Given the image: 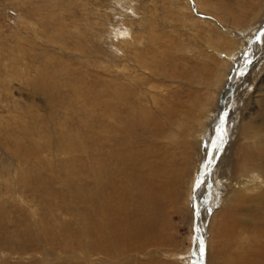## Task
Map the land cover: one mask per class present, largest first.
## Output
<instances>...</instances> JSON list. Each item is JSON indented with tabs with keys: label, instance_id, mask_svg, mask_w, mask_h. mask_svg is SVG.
<instances>
[{
	"label": "rangeland",
	"instance_id": "obj_1",
	"mask_svg": "<svg viewBox=\"0 0 264 264\" xmlns=\"http://www.w3.org/2000/svg\"><path fill=\"white\" fill-rule=\"evenodd\" d=\"M141 48L151 56L152 69L157 67L155 83L181 87L169 97L172 106L182 95L187 101L182 110L189 113L199 98L207 104L205 110L210 108L211 117L206 115L210 124L194 134L203 148L208 146L206 157L193 167L170 166L174 178L164 185L167 192L162 193L165 201L160 199L164 205L156 228L138 242L146 245V253L151 251L148 259L158 264H264L253 255L258 238L252 231L248 236L234 234L236 215L243 220L235 232L247 231L242 227L264 204L257 210V199L244 197L224 211V198L245 191L231 187L227 194L221 167L209 164L213 156L209 148L219 147L216 139L223 135L227 142L232 140L241 113L249 121L264 106V0H0V264L83 262L68 258L70 252L65 251L84 256L87 228L97 227L102 220L94 208L93 215H85L83 204L73 206L72 191L78 195L85 189L92 195L97 191L103 106L108 103L112 114L118 112L119 79L114 75L124 59L129 70L138 69L135 63ZM251 61L254 69L246 70ZM184 68L194 80L203 79L198 87L208 88L194 86L188 91L179 79L176 82L172 75ZM165 107L166 103L152 110L161 117L159 109ZM219 107L227 116L225 130L212 129L221 114ZM202 108L197 110L205 112ZM112 116L108 125L118 122ZM166 120L161 117L160 127L170 138L172 120ZM125 187L127 195L134 192L128 184ZM249 188L248 196H255L264 187ZM168 190L171 198L165 196ZM57 255L62 258L56 259Z\"/></svg>",
	"mask_w": 264,
	"mask_h": 264
},
{
	"label": "bare ground",
	"instance_id": "obj_2",
	"mask_svg": "<svg viewBox=\"0 0 264 264\" xmlns=\"http://www.w3.org/2000/svg\"><path fill=\"white\" fill-rule=\"evenodd\" d=\"M194 3L195 2L192 1V4ZM201 18L208 21V23L210 21L207 19L208 17L203 14ZM213 23L215 24L216 22ZM210 24L212 23L210 22ZM220 27L224 29L225 25H220ZM154 41L152 43H154ZM207 49L209 51L211 50L209 47ZM142 50L143 51H138L137 54L139 57H136L137 63H135V67L138 69L132 67L129 70V66L126 65L127 60L124 59V64H122L123 67L119 70L118 75H114L117 76V80L119 79V82H117L118 91L116 93L118 96V112L112 114L113 109L108 103L106 107L103 106L105 111L102 113V116H105V126L104 132L101 135V155L98 159V179L100 176V182L98 183V187L96 186L97 191L95 195H92L88 189H85V193H83L76 188L77 192L81 191V195H78L74 189L72 191L71 198L72 202L74 201L73 206L75 205V207H77L80 203L83 204V207L85 208L83 213L85 215L87 213L93 215L91 208H94L95 211L99 212L102 220L100 224H97V227L89 226L87 228V232L84 235L86 237V242L83 246L84 256H80L77 252L72 250L65 251L70 252V255H67L68 258H72L74 261L83 260V262L81 261V264H158L157 262L152 261V259H148L151 251L146 253V245L140 244L137 239L150 236L156 228V219L161 213V207L164 205V202L161 203L160 199L165 201L162 197V193L167 192L164 185L171 184L172 178H174L171 176L170 166H178V164L179 166H183L184 164H188V166L193 167L200 162L202 157L203 159L206 157L205 153L208 151V146L203 148L201 141H196L194 135L199 128H202L207 122H209L206 117V115L209 116L207 112L208 109L205 110L207 104L204 102L202 104L198 98L193 103L194 106L190 108V112L185 113L182 108L186 105L187 101H185L181 95L179 96L180 100L175 102L176 105L172 106L169 97L173 96V93L178 94L181 87L176 85V87L173 88L170 86L171 84L167 82L155 83L154 80L157 77L158 71L156 69L157 67L155 68V72V70L152 69V63L149 62L151 56L148 57V53L145 52L144 49ZM261 58L263 59L264 57ZM163 64L164 67L169 66L164 62ZM252 64L255 65L252 61L249 64H246L245 69H254L255 66L252 67ZM160 66L161 64L159 67ZM172 77L176 82H178L177 80L179 79L180 82L188 86V91L194 86L196 89L198 88V90L208 88L206 86L198 87V85L202 84L201 80L203 79L194 80L193 75L188 68L175 71ZM182 77L189 81L182 80ZM210 79H213V77ZM210 79L205 78L204 80L211 81ZM215 80L221 81L218 77H216ZM113 84L111 85V88ZM126 86L128 88H126ZM108 88H110V86ZM110 89H108V92ZM119 90L122 94L119 93ZM215 90H217V88ZM103 99L106 102L109 100L107 97H104ZM157 99H160L161 103ZM147 100L150 102L152 100L155 105L151 104L145 106L143 102L147 103ZM260 102L263 103L264 101ZM165 103V109H159L161 110L159 114L163 115L161 117L167 118V122H169V118L172 120L169 125L175 132L172 130L174 136L170 138L168 137L169 134L163 131L164 127H160L162 124L161 117L156 116L158 115L156 114L157 111L152 110L153 107L158 108V106H164ZM103 104H105V102ZM247 105L248 103H246L245 107ZM199 106H203L202 109H204L205 112L198 111L197 109ZM220 106L222 107V104H220ZM176 109H178V111ZM222 110L223 108L220 110V116H217L219 119L215 120L216 117L213 120L214 122L217 121V123H212V129L220 126L224 128V130L226 129V123L223 119L227 116L224 115V111L222 112ZM244 114L245 113H241L242 122L236 128L237 134L235 137L231 138L232 140L230 141L228 140L230 143L227 142L226 136L224 138L221 134L222 136L216 139L219 141V147L217 145V147L209 148L213 154L211 158L209 155V164L214 163L216 164L215 166L221 167L219 168V171L221 172V176H224L223 178L226 179V185L224 184L226 187L224 189L227 191V194L230 192L229 188L231 187H241L242 190L245 191H233V196L230 197V199L225 200L224 198V203H226L223 207L224 211L236 207L237 203L244 197H255L257 199L256 209L264 204V188L261 195L248 196V191L251 190L249 187L251 185L253 186L254 184H257L258 187H264V125L262 124L264 123V106L262 110L257 112V117L249 118V121L245 120ZM111 115H113L112 120L118 122L108 125V120L111 118ZM143 130L144 133H142ZM228 132L230 131H227V133ZM210 136L214 137L215 135L210 134ZM217 141H213L214 146ZM189 143H191V146ZM225 143H228L226 147ZM179 154L183 155H180L181 160L178 158ZM220 161H222L223 164H221L222 162ZM139 173H141V175H139ZM221 176L218 177L221 178ZM234 179H236L235 183ZM233 183L235 184L234 186L232 185ZM126 184H128L130 189L134 191L130 195H127L129 191L126 189L127 187H125ZM90 186L92 192L95 183L92 181ZM123 186L125 188H123ZM170 192L171 191L168 190V193L167 195L165 194V196L171 198ZM50 206L56 207L57 205L51 203ZM89 210L91 211L89 212ZM235 215L233 214V217H235ZM252 216H255V218L246 222L245 226L242 227V229H246L247 231L237 229L235 232V228L240 224V220H243L242 216L237 214L236 223H234V234L248 236L247 232L252 231L253 236H255L254 239L258 238L256 248L253 249V255H255L257 261L264 263V208L259 212L256 211ZM89 225H93L91 219ZM153 251L157 254L163 255L160 250ZM54 252L55 253L52 254H56V251ZM60 258L62 257L57 255L56 259Z\"/></svg>",
	"mask_w": 264,
	"mask_h": 264
},
{
	"label": "water",
	"instance_id": "obj_3",
	"mask_svg": "<svg viewBox=\"0 0 264 264\" xmlns=\"http://www.w3.org/2000/svg\"><path fill=\"white\" fill-rule=\"evenodd\" d=\"M199 182H200V180H199Z\"/></svg>",
	"mask_w": 264,
	"mask_h": 264
},
{
	"label": "snow or ice",
	"instance_id": "obj_4",
	"mask_svg": "<svg viewBox=\"0 0 264 264\" xmlns=\"http://www.w3.org/2000/svg\"><path fill=\"white\" fill-rule=\"evenodd\" d=\"M202 250V249H201Z\"/></svg>",
	"mask_w": 264,
	"mask_h": 264
}]
</instances>
